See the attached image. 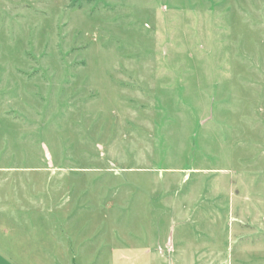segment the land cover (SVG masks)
Masks as SVG:
<instances>
[{"label":"rangeland","instance_id":"1","mask_svg":"<svg viewBox=\"0 0 264 264\" xmlns=\"http://www.w3.org/2000/svg\"><path fill=\"white\" fill-rule=\"evenodd\" d=\"M0 264H264V0H0Z\"/></svg>","mask_w":264,"mask_h":264},{"label":"water","instance_id":"2","mask_svg":"<svg viewBox=\"0 0 264 264\" xmlns=\"http://www.w3.org/2000/svg\"><path fill=\"white\" fill-rule=\"evenodd\" d=\"M48 156V155H47Z\"/></svg>","mask_w":264,"mask_h":264}]
</instances>
